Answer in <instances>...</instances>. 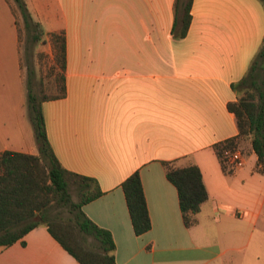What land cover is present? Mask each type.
<instances>
[{
    "label": "crops",
    "instance_id": "obj_1",
    "mask_svg": "<svg viewBox=\"0 0 264 264\" xmlns=\"http://www.w3.org/2000/svg\"><path fill=\"white\" fill-rule=\"evenodd\" d=\"M25 1L45 32L64 31V94L41 102L44 131L59 164L101 191L81 210L110 233L114 264H264V172L249 146L225 170L214 150L237 133L226 103L264 38V4L192 0L174 38V0ZM12 2L0 0V152L35 155ZM163 162L200 171L206 199L189 227ZM134 170L150 220L139 235L120 188ZM21 240L0 247V264H78L43 224Z\"/></svg>",
    "mask_w": 264,
    "mask_h": 264
},
{
    "label": "trees",
    "instance_id": "obj_2",
    "mask_svg": "<svg viewBox=\"0 0 264 264\" xmlns=\"http://www.w3.org/2000/svg\"><path fill=\"white\" fill-rule=\"evenodd\" d=\"M30 40L40 38L38 22L34 21L22 0H12ZM192 0L173 1L171 34L185 35L190 22ZM264 4V0H260ZM13 13L15 10L13 8ZM17 25V20H14ZM17 33H18V28ZM19 40V34H18ZM52 54V67L58 70L56 92L49 96H37L32 92L27 75L26 115L32 128L37 154L5 150L0 152V247L20 241L22 236L38 224L46 227L49 235L72 256L78 264H114V243L108 230L94 224L81 210V206L101 194L90 177L70 172L63 168L46 139L41 102L59 98L64 94L63 69L65 60V38L62 29L47 32ZM230 87L237 97L226 103L233 114L237 133L235 136L214 144L215 154L221 168L226 165L222 157L224 149H233L241 139H248L255 155L254 170L264 172V38L260 48L244 75ZM239 93V94H238ZM164 176L176 191L182 223L189 227L194 214L206 199L200 171L194 163L173 167L163 162ZM76 184L80 197L73 202L67 190V182ZM132 232L142 234L150 227L142 186L137 170L120 182ZM61 203L72 212L71 222H55L47 219L45 209L51 203ZM79 235V239H78ZM90 238L87 241V238ZM85 244V245H84Z\"/></svg>",
    "mask_w": 264,
    "mask_h": 264
},
{
    "label": "rangeland",
    "instance_id": "obj_3",
    "mask_svg": "<svg viewBox=\"0 0 264 264\" xmlns=\"http://www.w3.org/2000/svg\"><path fill=\"white\" fill-rule=\"evenodd\" d=\"M22 1L25 3L26 6V1ZM12 7L15 10V17L17 20L21 64L24 80L26 81L28 75L30 78L32 92L37 96V98L52 95L56 92V84H58V80L56 78L58 70L56 68L53 69L52 67V54L49 42L47 40V32H45V26H41L38 23V29L41 32L40 38L37 41L30 40L28 34L23 28L21 18L14 3L12 4ZM173 35V37L176 38L175 31L173 32ZM15 93L16 92L13 89L3 91L4 100H12V98H14ZM24 96L26 98V94H23V97ZM29 128H31L30 125ZM248 146V139H241L238 141L237 146L235 148L239 149L242 155L244 156L248 151ZM82 189H80L79 191H81ZM67 190L70 195L71 201H78L80 194L76 184L71 181H68ZM45 210V216L47 219L53 220L55 222H64L72 224V212L70 211V209L63 206L61 203H56L55 201H53L46 207ZM89 240L90 238L88 237L87 241ZM262 248H264V243L262 245ZM259 259H261V256L259 257Z\"/></svg>",
    "mask_w": 264,
    "mask_h": 264
},
{
    "label": "built area",
    "instance_id": "obj_4",
    "mask_svg": "<svg viewBox=\"0 0 264 264\" xmlns=\"http://www.w3.org/2000/svg\"><path fill=\"white\" fill-rule=\"evenodd\" d=\"M222 157L224 158V163L229 168H237L243 164L244 158L239 149H224L222 151Z\"/></svg>",
    "mask_w": 264,
    "mask_h": 264
}]
</instances>
